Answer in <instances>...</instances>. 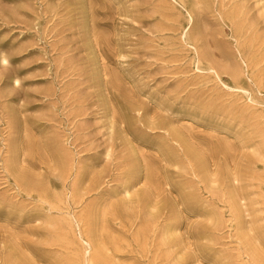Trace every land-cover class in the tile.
Here are the masks:
<instances>
[{
    "label": "rangeland",
    "instance_id": "obj_1",
    "mask_svg": "<svg viewBox=\"0 0 264 264\" xmlns=\"http://www.w3.org/2000/svg\"><path fill=\"white\" fill-rule=\"evenodd\" d=\"M264 264V0H0V264Z\"/></svg>",
    "mask_w": 264,
    "mask_h": 264
},
{
    "label": "bare ground",
    "instance_id": "obj_2",
    "mask_svg": "<svg viewBox=\"0 0 264 264\" xmlns=\"http://www.w3.org/2000/svg\"><path fill=\"white\" fill-rule=\"evenodd\" d=\"M87 264H97L96 256L92 255Z\"/></svg>",
    "mask_w": 264,
    "mask_h": 264
}]
</instances>
